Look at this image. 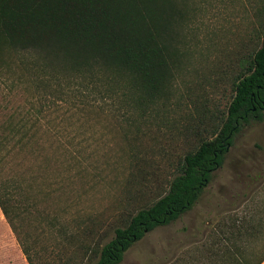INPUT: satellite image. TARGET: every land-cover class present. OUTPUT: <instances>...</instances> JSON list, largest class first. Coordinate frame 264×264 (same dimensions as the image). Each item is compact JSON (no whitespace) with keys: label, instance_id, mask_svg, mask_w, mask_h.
Masks as SVG:
<instances>
[{"label":"trees","instance_id":"16d2710c","mask_svg":"<svg viewBox=\"0 0 264 264\" xmlns=\"http://www.w3.org/2000/svg\"><path fill=\"white\" fill-rule=\"evenodd\" d=\"M195 4L0 0V208L28 264H40L22 231L25 215L31 214L25 202L29 174L36 171L39 179L70 171L79 157L72 131L61 127V108L88 106L92 98L141 118L168 108L178 73L187 63V31L199 10ZM255 17L258 41L238 59L227 110L199 133L198 145L184 156L165 194L115 228L107 243L94 224L68 232L57 216L39 212L61 234L57 239L65 248L64 255L46 264H121L147 234L192 210L244 125L264 119V0L256 2ZM131 121L140 131L137 118ZM251 179L254 190L264 187L261 174ZM249 222L234 225V234L261 231ZM221 241L215 245L217 253L208 249L193 264L264 263V255L253 261V252L233 249L230 237Z\"/></svg>","mask_w":264,"mask_h":264},{"label":"rangeland","instance_id":"374dc122","mask_svg":"<svg viewBox=\"0 0 264 264\" xmlns=\"http://www.w3.org/2000/svg\"><path fill=\"white\" fill-rule=\"evenodd\" d=\"M257 1L194 0L199 10L187 31V63L168 108L144 118L118 113L94 98L88 106L61 108V127L72 131L79 157L70 171L39 179L36 171L29 174L25 202L31 214L22 231L38 253L36 261L46 264L65 254L61 234L39 212L57 216L68 232L94 224L107 243L115 228L165 194L184 156L198 145L199 133L228 108L238 59L258 41ZM135 118L140 131L132 128ZM258 173L264 177V119L244 125L192 210L147 234L121 264H193L208 249L217 253L215 245L225 236L233 249H248L258 260L264 255V187L254 190L251 179ZM248 221L261 231L237 237L233 226Z\"/></svg>","mask_w":264,"mask_h":264},{"label":"crops","instance_id":"0c3cea01","mask_svg":"<svg viewBox=\"0 0 264 264\" xmlns=\"http://www.w3.org/2000/svg\"><path fill=\"white\" fill-rule=\"evenodd\" d=\"M16 240L0 208V264H28L23 252L16 250Z\"/></svg>","mask_w":264,"mask_h":264},{"label":"flooded vegetation","instance_id":"af4514ba","mask_svg":"<svg viewBox=\"0 0 264 264\" xmlns=\"http://www.w3.org/2000/svg\"><path fill=\"white\" fill-rule=\"evenodd\" d=\"M247 125V124H246Z\"/></svg>","mask_w":264,"mask_h":264}]
</instances>
